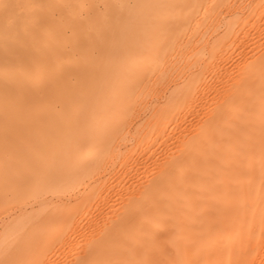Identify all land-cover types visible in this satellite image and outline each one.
Instances as JSON below:
<instances>
[{
    "label": "bare ground",
    "instance_id": "6f19581e",
    "mask_svg": "<svg viewBox=\"0 0 264 264\" xmlns=\"http://www.w3.org/2000/svg\"><path fill=\"white\" fill-rule=\"evenodd\" d=\"M0 264H264V0H0Z\"/></svg>",
    "mask_w": 264,
    "mask_h": 264
}]
</instances>
